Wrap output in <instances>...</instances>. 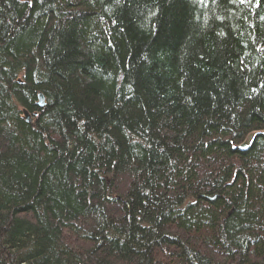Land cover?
<instances>
[{
  "label": "trees",
  "instance_id": "1",
  "mask_svg": "<svg viewBox=\"0 0 264 264\" xmlns=\"http://www.w3.org/2000/svg\"><path fill=\"white\" fill-rule=\"evenodd\" d=\"M0 264H264V0H0Z\"/></svg>",
  "mask_w": 264,
  "mask_h": 264
},
{
  "label": "water",
  "instance_id": "2",
  "mask_svg": "<svg viewBox=\"0 0 264 264\" xmlns=\"http://www.w3.org/2000/svg\"><path fill=\"white\" fill-rule=\"evenodd\" d=\"M44 104V97L40 94L38 96V105L42 106ZM258 132H251L249 133L244 140L242 141V143L240 145L237 146V148L241 149V150H245L247 149L250 144L253 141L254 136L257 134Z\"/></svg>",
  "mask_w": 264,
  "mask_h": 264
},
{
  "label": "bare ground",
  "instance_id": "3",
  "mask_svg": "<svg viewBox=\"0 0 264 264\" xmlns=\"http://www.w3.org/2000/svg\"><path fill=\"white\" fill-rule=\"evenodd\" d=\"M40 94L43 96V94H42L41 92H39V93L37 94V98H38V96H39ZM43 97H44V96H43ZM37 105H38V102H37ZM38 107H40V105H38ZM25 117L28 118V115L26 114Z\"/></svg>",
  "mask_w": 264,
  "mask_h": 264
}]
</instances>
